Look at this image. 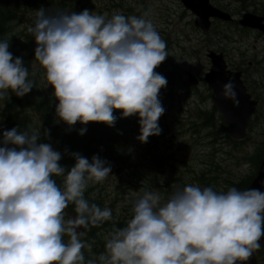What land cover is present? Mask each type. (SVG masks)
<instances>
[{"label": "clouds", "instance_id": "obj_1", "mask_svg": "<svg viewBox=\"0 0 264 264\" xmlns=\"http://www.w3.org/2000/svg\"><path fill=\"white\" fill-rule=\"evenodd\" d=\"M147 15L115 13L109 19L87 9L53 15L36 10L28 28L37 45L34 60L54 88L60 121L112 127L114 110H122L121 118L138 116L139 142L161 134L165 109L159 92L167 79L154 69L169 55ZM9 47L0 40V100L9 91L23 97L35 87L23 59ZM235 87L229 80L222 96L238 106ZM39 139V132L13 128L0 141V264H243L261 249L264 192L187 185L163 204L158 192L145 191L132 206L133 218L106 236V252L86 260L83 250L91 244L77 230L99 227L113 216L84 193L112 168L98 156L89 162L73 154L75 164L66 171L59 164L62 154ZM53 176L64 177L63 187ZM70 204L76 215L66 219Z\"/></svg>", "mask_w": 264, "mask_h": 264}, {"label": "rangeland", "instance_id": "obj_2", "mask_svg": "<svg viewBox=\"0 0 264 264\" xmlns=\"http://www.w3.org/2000/svg\"><path fill=\"white\" fill-rule=\"evenodd\" d=\"M104 1L106 0H82L89 9L90 5ZM33 2L38 5L32 6L34 5ZM257 2L258 0H255L252 5H256ZM25 3L31 6L29 9L34 13V16H36V10L40 8H44L50 15L57 11H63L66 13L67 11L64 9V5L56 6L54 8L50 1L41 5H39L40 2L37 0H2L0 3V8L3 12H1V15L5 18L2 19L1 22L0 34L4 36L8 34L6 38L10 39V44H12L14 46L13 48L18 51L17 56L14 58L19 57L22 58L25 63L27 62V65H25L29 71V79L33 80L35 83V87H33L30 93L24 96L26 103L27 100L32 99V102H35V104L42 109V113L45 110V113L42 114L43 123L41 127H35L34 124H32V126L28 128V131L30 133L39 132L40 139L38 143L50 144L55 150L56 144L60 141L54 139V134L57 136L66 135L61 126L65 124V122L63 124L61 122L57 124L55 109L58 100L54 98L53 100L47 101L41 99L37 93L36 76L35 74L33 75L31 69V63L35 61V48L37 45L32 34L28 32V28L34 26V23L24 25V28L27 31L25 32L26 36L23 44L10 37L16 33V30L14 29L20 24L19 20L15 18L17 10H20L23 13V19L26 17V15H24L26 10ZM214 3L230 8L231 12L237 15L238 4L236 2H232V0H214ZM167 7V16L171 19V22L168 25L164 17L167 12ZM181 7L180 0H143L142 2L137 3L138 9H141L142 11L145 9L147 11L148 15L145 16V18L150 19L153 22L161 38L164 41H170L171 57L174 61V66H171L170 69L177 74V84L173 86V97L166 100V96L164 94L162 96L165 97L161 103L165 112L164 115L160 117L158 123L164 134L161 137L155 136L153 143H156L157 145H153L150 148L151 151L156 152L158 155L164 154L168 156L169 162H166L162 168L168 175V180L170 181L171 179L170 182L172 186H177L181 181L193 177V172H196L201 168V163L205 161L204 156L209 150V145L206 144V141H203L202 138H199L198 136L196 137L191 128L193 126V121L197 119L196 121L199 122L198 118L195 117L197 108L205 110L211 109V102L206 99L205 88L204 86L190 88V93L192 94L186 98L184 86L179 87L178 84L180 81L183 82L185 80V71H192L197 78H200L203 73L207 71L210 64L206 58V50L208 48L217 50L216 43L218 42V38L214 33L211 32L210 34L203 36L198 30L194 29L193 26L188 27L187 21L189 18L184 19L185 24L183 25L182 30H179L181 20L177 16V13L181 11ZM262 7L263 5L261 4L250 8V10ZM89 11L97 14L93 9H90ZM113 14L114 13H109L108 18L110 19ZM141 16H144V14ZM219 27L223 28H220L221 31L232 37L227 44H220V46L224 44L225 52L223 53L229 65L237 61L239 52H243L247 59L258 62V65L249 68V80H247L246 86L257 82L262 85L261 98L264 100V84L259 83V80H263L264 82V36H260L257 32L250 30H248L246 34L239 33L234 25L228 27V25L219 24ZM17 29L22 32V26L17 27ZM208 39H212V44H208ZM33 67L34 71H37L41 75V83L44 85L45 73L39 71L42 66L39 63H34ZM168 70V68H162L156 70V72L161 74L163 71ZM199 93L203 94V99L200 95L198 96ZM7 102L9 107L12 105L15 106V102L10 98L7 99ZM12 115L13 114H11V116ZM30 115H28L27 112L22 113V116L27 119L26 123L27 121H32V115ZM214 119L216 120V117ZM77 124L81 123L78 122ZM21 127L23 126H19V129ZM214 127V131L219 136L224 135L222 127L219 123H216V121ZM45 133H47V135H45ZM254 136L258 140L263 138L262 135L258 137V133L256 132H254ZM137 137L138 135H132L127 141L124 148L126 154H123V156L127 155V159L121 164L123 168L118 169L116 162L107 161L112 168L110 176L102 183H91L100 191L107 205L111 206L114 211L116 210V212L123 218L126 217L129 220L133 218L132 206L135 200L143 195L144 187L153 183V186L160 190L164 183L163 178L154 179L158 174L153 167L147 166V157L144 156L147 154L146 146L144 143L139 142ZM248 143V145L246 144L242 146L241 151H235L230 147H227L226 144H217L216 147L219 149V151L215 153L217 161L225 166L226 169L231 170L235 175L248 173L250 169L248 163L242 161V163L237 166L231 156L225 154V151L230 150L231 154L237 158L244 155L247 156L253 152V144L251 141ZM105 153L106 152H103L102 156L99 158H103ZM147 156L151 158L150 155ZM182 162L188 164L186 171ZM168 163H172V166H175L176 170L172 171V166L170 167ZM181 173H183V175L179 177ZM151 186L148 187L149 190L151 189ZM86 191L84 195L88 194V191ZM152 192L156 191L153 190ZM163 201L164 199L161 200V204L164 203ZM99 232V228H97V233ZM82 240L91 244V250L94 252L88 254V249L83 250L86 260L98 258L101 254L106 252V239L99 234L94 238L85 237Z\"/></svg>", "mask_w": 264, "mask_h": 264}, {"label": "trees", "instance_id": "obj_3", "mask_svg": "<svg viewBox=\"0 0 264 264\" xmlns=\"http://www.w3.org/2000/svg\"><path fill=\"white\" fill-rule=\"evenodd\" d=\"M1 1L2 0H0V3ZM1 12L2 9L0 8V28L3 18ZM0 40H5V36L0 34ZM9 51L12 53L13 57L17 56L18 54V51H16L13 48L12 44H10ZM24 64L26 63L24 62ZM9 94L16 101H22V100L23 102L26 101L24 96L17 97L15 93L12 94V92L10 91ZM22 113H16L10 117V129L17 128L20 131L28 130L29 121H27L26 123L27 119L24 116H22ZM44 113L45 110L43 111V114ZM123 125H124L123 123L119 124L118 122V124H116L114 127L112 126L113 127L112 129V127H109L107 124L103 122L93 123L91 125L90 124L88 125V127L91 126V128L87 130L88 128L87 127L83 135L77 133V130L72 131L67 135H64L60 141L59 150H58L62 154V158L59 161L60 166L64 167L66 171L70 170L71 167H73L75 164V159L73 154H79L80 156L87 158L88 160H90V158H92L93 156L96 155L99 156L103 154V152H106L104 156L106 158H109L110 155L108 151L110 150L113 155L114 154L119 155V149H120L119 146L114 147L113 145L114 143H116L117 145L120 143V140L122 138L120 134L121 133L120 130L123 129ZM19 126H23V127L19 129ZM116 132L117 134L115 135ZM52 178L53 179L55 178L54 180L56 181V183L59 186L63 187L64 177L53 176ZM84 196L87 199L86 195ZM90 203L97 204L98 206L101 204L100 200L97 199H95V202H90ZM68 208L72 210V208H75V206L70 204ZM107 222L109 223L111 221H107ZM114 224L116 225L115 228L125 227L123 223H114ZM95 228L96 227L90 226V230H88V232L90 233L91 231H93V229L95 230ZM94 237L95 236L92 235L89 238H94Z\"/></svg>", "mask_w": 264, "mask_h": 264}, {"label": "water", "instance_id": "obj_4", "mask_svg": "<svg viewBox=\"0 0 264 264\" xmlns=\"http://www.w3.org/2000/svg\"><path fill=\"white\" fill-rule=\"evenodd\" d=\"M213 68L210 73L207 75V81L211 88L214 90V100L217 106L222 110L224 120L227 121L231 126V134L232 132H238L240 135V123L243 119L246 118L245 112L243 111L246 106L249 105V101H247V95L244 96L245 90L240 88V85L236 78H232L231 80L235 84V91L237 93V99L239 100V105L234 106L231 100L225 99L222 96V87L227 83L228 79L224 75V66L219 57L211 55ZM264 182V163L262 164V168L259 174L258 179L255 181V184H259ZM261 186H252L250 189H260ZM240 264V262H238Z\"/></svg>", "mask_w": 264, "mask_h": 264}, {"label": "bare ground", "instance_id": "obj_5", "mask_svg": "<svg viewBox=\"0 0 264 264\" xmlns=\"http://www.w3.org/2000/svg\"><path fill=\"white\" fill-rule=\"evenodd\" d=\"M33 1H36V0H33ZM33 4H35V2H33ZM3 13V12H2ZM11 16V15H10ZM3 17V16H2ZM2 19H5L4 17L2 18ZM8 35V34H7ZM7 35H5V40H8L9 41V44H10V39H7L6 38V36ZM4 36V35H3ZM14 47V46H13ZM16 48V47H15ZM28 61V60H27ZM26 65H27V62H26ZM25 65V66H26ZM12 94H14V93H12ZM9 98L13 101V102H15V107L19 110V112H17V113H22L23 112V109H24V112H27V114L28 115H30L31 114V110L32 109H35V110H37L41 115L43 114L42 113V109L41 108H39V106L38 105H36L35 104V102H32V99L31 100H27V103H26V101L25 102H23V100L22 101H16L15 99H13V97L9 94ZM113 114L116 116V122H115V125L116 124H118V122H120V120H121V115H122V110H114V112H113ZM31 116V115H30ZM29 120V119H28ZM93 123H99V122H91L90 123V125L91 124H93ZM114 125V126H115ZM32 126V121H29V124H28V128L29 127H31ZM113 126V127H114ZM113 127H112V129H113ZM89 128H91V126L90 127H88L87 128V130L89 129ZM112 129H111V131H112ZM91 131V130H90ZM91 134V133H90ZM93 134V133H92ZM59 145H60V142L58 143V144H56V146H55V150L56 151H58L59 150ZM97 156V155H96ZM102 156V154L101 155H99L98 157H101ZM91 159L92 158H90V160L89 161H91ZM110 223V225H113V226H116L115 224H112L111 222H109ZM97 236L98 235V233H97V229L95 228V230L93 229V231H91L90 233L88 232V235L86 236V237H90V236Z\"/></svg>", "mask_w": 264, "mask_h": 264}]
</instances>
